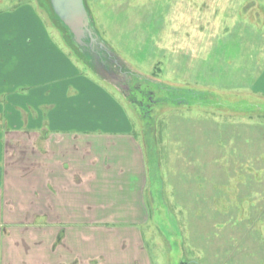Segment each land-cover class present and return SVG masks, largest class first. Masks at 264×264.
<instances>
[{
  "label": "rangeland",
  "instance_id": "rangeland-1",
  "mask_svg": "<svg viewBox=\"0 0 264 264\" xmlns=\"http://www.w3.org/2000/svg\"><path fill=\"white\" fill-rule=\"evenodd\" d=\"M85 1L130 89L94 70L49 0H0V75L2 52L45 30L110 94L144 147L152 264H264V0Z\"/></svg>",
  "mask_w": 264,
  "mask_h": 264
},
{
  "label": "crops",
  "instance_id": "crops-1",
  "mask_svg": "<svg viewBox=\"0 0 264 264\" xmlns=\"http://www.w3.org/2000/svg\"><path fill=\"white\" fill-rule=\"evenodd\" d=\"M22 35L2 52L0 264H152L142 143L45 30Z\"/></svg>",
  "mask_w": 264,
  "mask_h": 264
},
{
  "label": "water",
  "instance_id": "water-1",
  "mask_svg": "<svg viewBox=\"0 0 264 264\" xmlns=\"http://www.w3.org/2000/svg\"><path fill=\"white\" fill-rule=\"evenodd\" d=\"M51 8L55 15L60 19L61 23L69 30L72 38L78 45H86L87 39L89 45L93 48L96 45L106 52L108 58L120 66L122 61L113 50L101 39L97 33L88 6L85 0H49ZM98 60V58H96ZM94 70L99 75L111 82H114V77L110 76L108 69L98 62L92 63Z\"/></svg>",
  "mask_w": 264,
  "mask_h": 264
},
{
  "label": "flooded vegetation",
  "instance_id": "flooded-vegetation-1",
  "mask_svg": "<svg viewBox=\"0 0 264 264\" xmlns=\"http://www.w3.org/2000/svg\"><path fill=\"white\" fill-rule=\"evenodd\" d=\"M87 44L86 45H82L83 48V53L85 55H87L89 57L90 63H94V62H98L100 63L102 66H104L105 68L108 69V73L111 74L110 76L114 77V81L120 85L121 87H123V89H127L130 87H128V85L124 82L122 83V81H126L127 78V73L124 70L123 66H116L115 63H112V60H110V58H108V55L106 54V52H104L99 45H96L95 47H91L88 43L89 40L87 39ZM96 58H98V60H96ZM142 108H148L147 105H142L140 104Z\"/></svg>",
  "mask_w": 264,
  "mask_h": 264
},
{
  "label": "trees",
  "instance_id": "trees-1",
  "mask_svg": "<svg viewBox=\"0 0 264 264\" xmlns=\"http://www.w3.org/2000/svg\"><path fill=\"white\" fill-rule=\"evenodd\" d=\"M51 6V5H50ZM52 9V8H51ZM57 17V16H56ZM58 18V17H57ZM60 20V19H59ZM64 28H66V27H64ZM67 31H68V33L70 34V32H69V30L67 29ZM70 36L72 37V35L70 34Z\"/></svg>",
  "mask_w": 264,
  "mask_h": 264
}]
</instances>
